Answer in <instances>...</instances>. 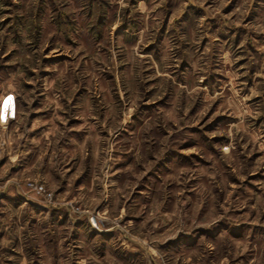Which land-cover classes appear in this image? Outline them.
I'll return each mask as SVG.
<instances>
[{
  "label": "rangeland",
  "instance_id": "374dc122",
  "mask_svg": "<svg viewBox=\"0 0 264 264\" xmlns=\"http://www.w3.org/2000/svg\"><path fill=\"white\" fill-rule=\"evenodd\" d=\"M0 264H264V0H0Z\"/></svg>",
  "mask_w": 264,
  "mask_h": 264
},
{
  "label": "built area",
  "instance_id": "2783aa9c",
  "mask_svg": "<svg viewBox=\"0 0 264 264\" xmlns=\"http://www.w3.org/2000/svg\"><path fill=\"white\" fill-rule=\"evenodd\" d=\"M9 95H7L6 96V98L8 97ZM5 98V99H6ZM5 122V121H4ZM34 187H35V189L39 192V193H41V192H43L44 191V187L43 186H39V185H33ZM94 220V219H93ZM91 223L93 224V225H96V223L94 222V221H91Z\"/></svg>",
  "mask_w": 264,
  "mask_h": 264
}]
</instances>
